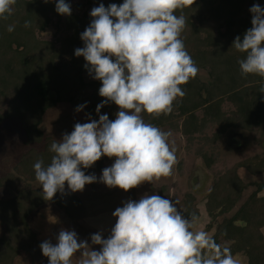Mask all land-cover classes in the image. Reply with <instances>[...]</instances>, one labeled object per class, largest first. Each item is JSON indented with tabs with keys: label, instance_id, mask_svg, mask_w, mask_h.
I'll return each instance as SVG.
<instances>
[{
	"label": "clouds",
	"instance_id": "9594fccd",
	"mask_svg": "<svg viewBox=\"0 0 264 264\" xmlns=\"http://www.w3.org/2000/svg\"><path fill=\"white\" fill-rule=\"evenodd\" d=\"M16 3L0 0V20L9 19ZM194 3L124 0L91 10L93 19L80 37L84 47L77 48L75 56H82L89 74L101 82L99 95L105 99L96 112L110 102L119 111L114 120L103 114L98 121L76 123L70 134L51 143L49 164L42 159L34 163L35 180L45 200L64 193L65 183L77 192L97 182L95 174L86 175L82 169L91 168L103 156L114 158L99 177L109 188L127 192L173 175L177 156L169 142L171 133L146 122L142 114L154 119L171 114L177 100L186 95L182 85L199 72L181 38L186 17L176 15ZM56 11L71 15V6L56 0ZM250 12L252 27L243 38L234 39L232 48L244 54L237 61L241 76L264 79V8L254 4ZM30 26L26 20L24 27ZM14 30V24L7 26L8 32ZM260 92L264 93V85ZM84 107L79 105L76 111ZM177 204L160 195L128 200L112 213L116 223L108 238L101 232L91 235V245H99V250L79 240L74 230L61 229L55 244L50 240L40 244L42 254L48 264H73L78 253L77 264H241L230 247L199 227L200 216H185Z\"/></svg>",
	"mask_w": 264,
	"mask_h": 264
},
{
	"label": "trees",
	"instance_id": "16d2710c",
	"mask_svg": "<svg viewBox=\"0 0 264 264\" xmlns=\"http://www.w3.org/2000/svg\"><path fill=\"white\" fill-rule=\"evenodd\" d=\"M264 0H195L192 6L177 10L183 14L187 26L181 38L188 53L199 68L197 76L182 85L186 95L174 104L173 112L152 118L142 114L145 121L163 129H175L180 125L182 133L189 139L194 138L208 123L218 124L217 137L228 131L242 129L256 131L264 129V93L260 88L264 79L257 75L243 77L240 74L238 53L232 44L237 36L243 38L246 30L252 27L250 8ZM76 10L71 15H61L56 11V0H17L13 14L8 20H0V87L10 91L13 103L10 113L0 115V120L11 116L23 126L28 141H41L40 125L44 114L51 105L73 102L78 98L93 101L90 113L94 120L107 114L109 119L116 118L119 108L110 102L96 112V107L105 98L99 95L102 86L99 80L86 82L83 72L88 71L85 59L75 56L77 48L84 47L81 33L93 19L90 11L101 3L120 5L124 0H65ZM31 26L24 27V22ZM54 20L59 34L52 40H41L38 30L48 21ZM195 20L200 24L196 25ZM9 24L15 25L13 32L7 31ZM18 52L9 55L10 47L17 46ZM208 73L209 81L200 78V71ZM228 104L227 109L224 106ZM1 122V121H0ZM54 140L47 139L42 149L31 148L21 160L20 168L28 180L35 181L33 165L42 159L47 165L53 153L49 151ZM207 167L211 168L214 158L202 154ZM114 158L103 156L91 168L82 169L86 175L102 173L105 165ZM241 169L253 175L264 173V151L252 158L233 165L216 174L207 195L205 209L214 223L220 215L235 213L218 223L212 235L217 243L230 247L233 255L243 254L247 264H264V181L255 184L256 189L242 202L244 193L250 186L241 176ZM91 183V185H94ZM67 185V183H65ZM160 196L161 193H159ZM46 203L57 205L69 218H85L86 206L82 198L74 194L57 192L52 200L43 198V190L27 186L19 192L10 204H3V213H10V235L0 239V264H13L21 249L33 257L41 256L40 244L26 222L28 215ZM184 215L196 213L202 216L196 205L195 196L186 193L178 205ZM20 218L21 233L24 241L16 244L18 232H14V220ZM209 223V230L213 227ZM40 264H48L45 259Z\"/></svg>",
	"mask_w": 264,
	"mask_h": 264
},
{
	"label": "rangeland",
	"instance_id": "374dc122",
	"mask_svg": "<svg viewBox=\"0 0 264 264\" xmlns=\"http://www.w3.org/2000/svg\"><path fill=\"white\" fill-rule=\"evenodd\" d=\"M264 8V1L258 2ZM71 6V12L74 8ZM76 11V10H75ZM91 12V11H90ZM195 24H200L199 20H195ZM54 20L47 21L37 33L41 40H52L57 34L58 29L55 26ZM18 43H16L17 45ZM18 47L12 45L9 55L13 52H18ZM204 81H209L207 71L202 70L199 74ZM83 78L86 82L94 81L92 75L88 71L83 72ZM0 87V115L5 116L10 113V106L13 103V96L10 91H5ZM86 104L82 111L77 112L76 108L79 105ZM93 101L90 99L78 98L73 102H64L51 105L43 117L40 125L42 132L41 141L30 142L22 124L11 116H7L0 121V206L10 204L18 196L19 192L25 191L27 186L35 189H41L39 183L28 180L27 174L20 168L21 160L29 152L31 148L42 149L47 139L56 141L62 140L63 134H70L74 130L76 123L91 122L93 116L90 113ZM228 104L224 106L225 109ZM110 120H114L110 118ZM179 123L175 129L167 126L162 130L170 132L169 142L176 149L177 163L174 166L173 175L167 178H161L159 181H154L153 184L145 182L140 186L131 189L127 192L118 187L109 188L104 183L99 182V177L102 173H97V182L94 185L87 184L83 191L71 192L65 185L66 194H74L82 198L86 206L85 218L72 219L67 216L64 210L57 205L46 203L33 210L27 217L26 222L32 232L35 233L38 240L41 242L50 240L53 244L56 243V236L61 229L74 230L79 240H86L91 245V235L101 232L103 238L116 223V218L112 213L117 207H122L123 203L128 200L138 201L145 194L159 195L171 199L173 202L180 201L186 193H192L195 196L196 205L199 207L202 216L201 224L199 225L204 231L211 236L215 233L218 223L225 218L231 217L235 210L231 213L218 216L216 222H212L211 218L206 213L205 203L207 195L213 185V180L216 174L223 172L237 163L254 157L264 151V129L256 131H246L236 129L226 132L223 137H217L218 124L208 123L204 128L196 133L194 138L189 139L182 133ZM226 137H232L238 140L233 147L225 142ZM207 153L214 158V164L211 168L207 167L202 154ZM114 162H109L105 165L110 167ZM242 178L250 184L244 193L243 201L256 189L257 183L264 181V173L253 175L246 169H241ZM0 207V239L10 235V223L7 218L11 217L10 213H3ZM21 219L17 218L12 222L15 225L13 231L17 234L14 242L16 244L23 243L21 233ZM209 223H213V227L209 230ZM110 228L109 231L106 229ZM264 233V227L262 229ZM93 250H99V245H91ZM78 255L73 257V264H77ZM241 264H247L248 258L243 254H236ZM45 259H48L43 254L33 257L25 250L21 249L15 257L13 264H40Z\"/></svg>",
	"mask_w": 264,
	"mask_h": 264
},
{
	"label": "water",
	"instance_id": "95a60500",
	"mask_svg": "<svg viewBox=\"0 0 264 264\" xmlns=\"http://www.w3.org/2000/svg\"><path fill=\"white\" fill-rule=\"evenodd\" d=\"M225 142H226L227 145L233 147L236 143H238V140L235 139V138H232V137H226L225 138Z\"/></svg>",
	"mask_w": 264,
	"mask_h": 264
},
{
	"label": "crops",
	"instance_id": "0c3cea01",
	"mask_svg": "<svg viewBox=\"0 0 264 264\" xmlns=\"http://www.w3.org/2000/svg\"><path fill=\"white\" fill-rule=\"evenodd\" d=\"M263 195H264V192L262 193ZM110 230V228H108V229H106V231H104V232H107V231H109ZM110 232H111V230L106 234L107 236H109L110 235ZM108 238V237H107Z\"/></svg>",
	"mask_w": 264,
	"mask_h": 264
}]
</instances>
